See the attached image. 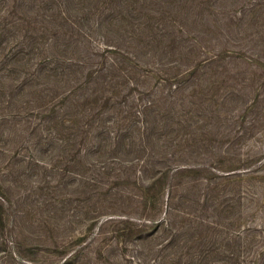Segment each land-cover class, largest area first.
Masks as SVG:
<instances>
[{
	"label": "trees",
	"instance_id": "obj_1",
	"mask_svg": "<svg viewBox=\"0 0 264 264\" xmlns=\"http://www.w3.org/2000/svg\"><path fill=\"white\" fill-rule=\"evenodd\" d=\"M147 1L0 0V264H264V157L194 120L221 51Z\"/></svg>",
	"mask_w": 264,
	"mask_h": 264
},
{
	"label": "rangeland",
	"instance_id": "obj_2",
	"mask_svg": "<svg viewBox=\"0 0 264 264\" xmlns=\"http://www.w3.org/2000/svg\"><path fill=\"white\" fill-rule=\"evenodd\" d=\"M147 7L165 10L171 18L180 21L184 29L191 31L190 36L194 37V32L205 31V42H199L206 46L209 51L207 54L213 55L221 51L214 67L205 73L206 83H209L205 92V105H199L193 111L194 120L199 123L210 118L211 128L205 136L220 141L223 133H230L231 136L225 140V143H228L234 140L232 136L236 135L240 140L232 147V151L242 154L256 153L255 156L260 154L261 158L264 157V0H148L142 11L147 13ZM138 39L135 41L138 42ZM170 42V39H165L161 46ZM140 43L145 48L153 46L146 45L144 41ZM203 51V48L196 47L188 60L194 62L202 58ZM177 56L178 53L174 57ZM161 73L162 71L156 73V77L163 76ZM221 123L225 125L222 126ZM197 135L204 137L202 132ZM225 143L221 142L222 146H225ZM78 169L71 168L68 175L77 177L75 173L80 171ZM260 172L264 173V165ZM46 175L49 179L54 177L51 171ZM31 177L33 180L37 179L36 175ZM51 184H55V181ZM256 184L264 185V177H259ZM66 185L62 190L64 195L70 198L69 209L80 207L84 194L79 180L74 179L73 183ZM19 208L21 214L17 222L24 233L28 237L40 235L45 239L34 242L33 239L26 238V242H48L51 237L61 233V230L51 229L50 225H38L40 218L45 214L44 207H35L36 210L29 211L22 205H19ZM63 215L57 216L56 220L64 222L68 212L66 217Z\"/></svg>",
	"mask_w": 264,
	"mask_h": 264
}]
</instances>
